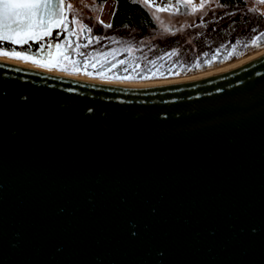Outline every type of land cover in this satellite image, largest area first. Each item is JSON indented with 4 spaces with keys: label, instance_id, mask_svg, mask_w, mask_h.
<instances>
[{
    "label": "water",
    "instance_id": "water-1",
    "mask_svg": "<svg viewBox=\"0 0 264 264\" xmlns=\"http://www.w3.org/2000/svg\"><path fill=\"white\" fill-rule=\"evenodd\" d=\"M0 264H264V55L141 87L0 61Z\"/></svg>",
    "mask_w": 264,
    "mask_h": 264
},
{
    "label": "trees",
    "instance_id": "trees-1",
    "mask_svg": "<svg viewBox=\"0 0 264 264\" xmlns=\"http://www.w3.org/2000/svg\"><path fill=\"white\" fill-rule=\"evenodd\" d=\"M95 1L97 3L112 2L110 19L106 24L110 26L107 29H101L102 23H99L100 26L93 25L97 31L102 30L105 34H110V39L103 38L98 41L95 54L80 56L77 53L76 65L79 66L78 62L81 61L85 62L87 64L85 69H94L97 72H106L112 75L116 74V68L119 67L120 75L125 77L157 79L162 77L147 72L163 70L169 66L175 68L176 65L177 71H173L164 78L182 77L206 72L211 70H205L206 68L221 64H234L246 58L250 52L254 53L264 48V11L261 7L264 6V3L260 1L257 5L250 6L247 0H215L218 8L212 10L197 23L192 38L194 48L186 55L175 50V47L184 41L180 36L174 35L162 41L144 42L142 40L144 37H149L157 26L145 5L139 0ZM180 2L186 3L183 0ZM256 39L257 41L254 42ZM247 41L249 43L253 41V44H256L253 50L244 54H228L237 52L241 45L246 46ZM22 47L25 51L28 49L26 45L12 46L7 43L0 45V48L7 50L14 48L16 51L19 48L23 49ZM221 53L226 54L212 66L206 67L205 71L188 69L189 66L186 65V62H192L194 59L214 57ZM136 73L138 76H134ZM140 73L144 74L140 76Z\"/></svg>",
    "mask_w": 264,
    "mask_h": 264
},
{
    "label": "rangeland",
    "instance_id": "rangeland-1",
    "mask_svg": "<svg viewBox=\"0 0 264 264\" xmlns=\"http://www.w3.org/2000/svg\"><path fill=\"white\" fill-rule=\"evenodd\" d=\"M139 1L145 5V7L147 8L148 12L152 16L157 26L155 30L151 32V35L149 37H144L142 38V40L144 42H148L151 40L162 41L165 38H169L174 35L180 36L184 39V41L179 43L175 47V50H178L177 52L179 53H183L182 55L189 54L193 50L192 48H194L192 38L194 37L193 30L195 29L197 23L201 19H203V17L207 16L212 10H215L218 8L217 2L215 0H183L189 3L190 5L187 9L184 7L185 3L180 2V0H148L147 3H145L144 0H139ZM247 1L250 6H255L258 4L260 0H247ZM201 4L204 5L203 8L200 7ZM68 5H71V7L69 8ZM68 5L66 8V13L69 12V14L68 13L65 14L66 24L74 21L73 19L74 14L82 15L84 18H89V23L91 25L96 26L98 24V26H100L99 23L108 24L109 19H110V14L112 11L111 1H106L105 3H97L95 0H72V3ZM161 7L165 8L166 10L157 11V9ZM261 7H262V11H264V6H261ZM193 9H195V11H193ZM68 15H71V17H68ZM157 17H159V19ZM72 24L75 26L76 23H72ZM77 32H79V29L77 30ZM66 40H69L68 36H66L64 40L59 39L58 41H55V43L60 42L62 45L59 51L55 50L54 47L51 50L45 47L38 48L37 45L32 46L26 51L24 50L23 47H22L23 49L19 48L17 51L20 53L28 54L29 58L27 61L24 59H20V60H24L26 62H30L38 66H43L44 68H47V69L67 72V73H71L74 75H87L92 78H96V77L100 79L105 78L107 80H128V81H144V82L148 80H155V79H142L141 77H136L135 75H137V73L139 72L134 74L135 77L122 76L120 75L121 70H119V67L116 68L117 70L116 74L114 73L111 75L106 72L105 73L97 72L94 69H85L84 67L77 66L76 65L77 62H75L76 57L78 55L77 49H75V51H71L65 44ZM256 41L257 39L254 42ZM254 42L252 41L251 43H249V41H247L246 46L241 45L238 48L237 52L236 51L229 52L228 54L230 53L244 54L250 50H253V48L256 46V44H253ZM0 45H3V43H1ZM188 47H191V48H188ZM41 49H44V51H40ZM65 49L67 50L65 51ZM3 50L5 49L0 48V55L7 56L10 58L9 55L2 54ZM225 54L226 53H221L218 56H214V57L208 56L206 58L194 59L192 60V62H186V65L190 67V68L188 67V69H193V68L194 70L198 69L199 72L209 70V69L214 70V69H217L216 67L222 68V67H225L224 65L226 64L224 65L221 64V65L214 66L208 69L206 67L212 66L215 62L221 59ZM250 54L251 52L249 53V55ZM65 57H67V59H65ZM12 59H16V58H12ZM176 69H177V66L175 65V68H172V66H169L163 70L148 71L147 73H150L152 75L157 74L158 75L157 77H162V78H157V79H166L164 77L169 76V74L173 73V71H177ZM143 74L140 73L139 75L141 76ZM173 77H167V78H173Z\"/></svg>",
    "mask_w": 264,
    "mask_h": 264
},
{
    "label": "snow or ice",
    "instance_id": "snow-or-ice-1",
    "mask_svg": "<svg viewBox=\"0 0 264 264\" xmlns=\"http://www.w3.org/2000/svg\"><path fill=\"white\" fill-rule=\"evenodd\" d=\"M144 2L147 3L148 0H144ZM260 2L264 3V0H260ZM189 6L187 2L184 4L186 9ZM68 7L70 8L71 5H68ZM200 7L203 8L204 5L201 4ZM165 10L163 7L157 9V11ZM157 18L159 19V17ZM72 23H76V21ZM61 26H63V33H66L69 37L65 44L71 51H75L72 47L73 41L71 37L75 36L76 33L67 27L63 7L59 8V10H53V6L48 3V0H43V2L41 0H0V43L7 41L16 45L24 44L28 41H43L45 37L51 35L53 27ZM105 26L109 27L110 25ZM80 30L90 32V29H86L83 26H81ZM85 41L86 43H91L92 39L90 36H85ZM53 47L59 51L62 45L60 42H56L54 46H47L49 50ZM40 51H44V49ZM2 54L9 55L10 58L24 59L26 61L29 58L27 53H20L14 48L11 50L5 49ZM79 54L85 55L84 53ZM78 65L84 68L87 67V64L82 61L78 62Z\"/></svg>",
    "mask_w": 264,
    "mask_h": 264
},
{
    "label": "bare ground",
    "instance_id": "bare-ground-1",
    "mask_svg": "<svg viewBox=\"0 0 264 264\" xmlns=\"http://www.w3.org/2000/svg\"><path fill=\"white\" fill-rule=\"evenodd\" d=\"M264 55V48L261 50L251 53L248 55L246 58L235 62L234 64L222 67V68H217L208 72H203L199 74H194L189 76H182V77H173V78H166V79H155V80H148V81H128V80H107V79H100V78H92L87 75H74L71 73L67 72H61L58 70H53V69H47L44 68L43 66H38L35 64H32L30 62H26L24 60L20 59H12L7 56L0 55V61H3L7 64L27 68V69H32L35 71H42L45 73L53 74V75H58L62 77H67L71 79H75L78 81H84V82H89V83H95V84H101V85H107V86H113V87H141V86H165V85H175V84H180V83H185V82H190V81H195L199 79H205V78H210L222 73H226L238 68H241L258 58L262 57Z\"/></svg>",
    "mask_w": 264,
    "mask_h": 264
},
{
    "label": "flooded vegetation",
    "instance_id": "flooded-vegetation-1",
    "mask_svg": "<svg viewBox=\"0 0 264 264\" xmlns=\"http://www.w3.org/2000/svg\"><path fill=\"white\" fill-rule=\"evenodd\" d=\"M67 8V6H66ZM69 14V12H67ZM65 13V14H67ZM66 16V15H65ZM64 16V18L66 19V17ZM68 17H71V15H68ZM73 19L74 21H77L75 26L71 23H67V27L74 31L76 33L75 36L71 37V40L73 41L72 47L74 49H77L78 53H84L85 55L89 54H95L96 53V45L98 44V41H100L103 38H109L110 39V34H105L102 30L97 31L95 29V26L93 27V25H91L89 23V18H84L82 15H73ZM80 20V21H78ZM79 24V26H78ZM106 24L102 23L100 28L102 29H107L108 27L105 26ZM81 26H83L86 29H90V32H83L81 31ZM79 29V32H77V30ZM60 35L58 38H53L52 36V41H47L48 45H53V42L60 40H64L65 37L67 36L66 33H63V26L60 27L59 29ZM85 36H90L92 39L91 43H86L85 41ZM98 38V39H97ZM108 40V39H107ZM78 44V46H77ZM27 48L29 49V47L27 46ZM47 48V47H45ZM80 56H84V55H80Z\"/></svg>",
    "mask_w": 264,
    "mask_h": 264
},
{
    "label": "built area",
    "instance_id": "built-area-1",
    "mask_svg": "<svg viewBox=\"0 0 264 264\" xmlns=\"http://www.w3.org/2000/svg\"><path fill=\"white\" fill-rule=\"evenodd\" d=\"M65 5L67 6L68 4L72 3V0H64Z\"/></svg>",
    "mask_w": 264,
    "mask_h": 264
}]
</instances>
